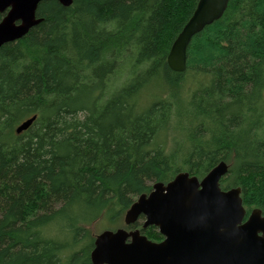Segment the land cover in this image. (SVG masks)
<instances>
[{
    "label": "trees",
    "instance_id": "1",
    "mask_svg": "<svg viewBox=\"0 0 264 264\" xmlns=\"http://www.w3.org/2000/svg\"><path fill=\"white\" fill-rule=\"evenodd\" d=\"M197 2L43 0L0 46V264H94L95 221L117 229L154 183L221 161V186L264 210V0H230L177 72Z\"/></svg>",
    "mask_w": 264,
    "mask_h": 264
},
{
    "label": "water",
    "instance_id": "2",
    "mask_svg": "<svg viewBox=\"0 0 264 264\" xmlns=\"http://www.w3.org/2000/svg\"><path fill=\"white\" fill-rule=\"evenodd\" d=\"M43 0H0V46L16 41L42 21L37 9ZM230 0H198L191 17L174 40L167 56L177 72L187 68L192 38L220 19ZM70 6L73 0H59ZM36 115L22 121L17 132L28 129ZM228 165L221 161L201 180L179 172L167 184L157 182L141 194L124 216L125 225L145 216L144 227L155 225L164 240L155 242L139 229H104L95 237L94 264H264V216L247 210L241 188L223 190L221 178Z\"/></svg>",
    "mask_w": 264,
    "mask_h": 264
},
{
    "label": "flooded vegetation",
    "instance_id": "3",
    "mask_svg": "<svg viewBox=\"0 0 264 264\" xmlns=\"http://www.w3.org/2000/svg\"><path fill=\"white\" fill-rule=\"evenodd\" d=\"M225 162V161H224ZM228 165V164H227ZM228 169H229V166H228ZM211 171V170H210ZM209 171V172H210ZM181 172H183V171H181ZM187 172V171H186ZM208 172V173H209ZM207 173V174H208ZM178 174V173H177ZM176 174V175H177ZM227 174V173H226ZM175 175V176H176ZM190 175H192V174H190ZM225 176V175H224ZM223 176V177H224ZM205 177V176H204ZM222 177V178H223ZM203 178V177H202ZM202 178H199V180H201ZM222 178H221V180H220V186H221V181H222ZM172 180V179H171ZM170 180V181H171ZM160 182H162V181H160ZM169 182V181H168ZM168 182H163V183H165V184H167ZM157 183V182H156ZM155 184V183H154ZM154 186V185H153ZM153 186H152V189L149 191V192H147L146 194H149L152 190H153ZM221 188L223 189V190H228V189H231V188H233V187H231V188H228V189H224L222 186H221ZM242 196V195H241ZM139 197V196H138ZM138 197L135 199V201L138 199ZM243 205H244V203H243ZM244 207L246 208V206L244 205ZM255 209H259V210H261V212H262V216H264V210L263 209H261V208H253V209H251V210H248L247 208H246V210H247V214H246V217H245V219H244V222L249 218V216L251 215V213H252V211L253 210H255ZM144 222H145V216L144 215H141L139 218H138V220L135 222V223H133V224H131V225H125V227L124 228H126L127 230H132V229H139L140 230V232L142 233V234H144L143 232H142V229H144V228H147L148 226H146V227H144ZM136 225H138V226H136ZM150 226V225H149ZM153 226H155V225H153ZM155 227H157V226H155ZM119 228V227H118ZM158 228V227H157ZM158 231H159V228H158ZM160 232V231H159ZM161 234V233H160ZM145 235V234H144ZM162 235V234H161ZM163 236V238L161 239V240H159V241H156V240H152V239H150V240H152V241H155V242H161L162 240H164V235H162Z\"/></svg>",
    "mask_w": 264,
    "mask_h": 264
},
{
    "label": "rangeland",
    "instance_id": "4",
    "mask_svg": "<svg viewBox=\"0 0 264 264\" xmlns=\"http://www.w3.org/2000/svg\"><path fill=\"white\" fill-rule=\"evenodd\" d=\"M174 90V89H172ZM187 91L186 90H183L178 92V96L179 95H182V97H186V94ZM181 97V96H180ZM125 216V215H124ZM124 216H122L120 218V225L118 227H125V222H124ZM109 227H112L111 224H109L108 222H105V220H98V221H95L91 226H90V229L92 230V232L94 233V235H97L99 234L101 231H103L104 229H108Z\"/></svg>",
    "mask_w": 264,
    "mask_h": 264
}]
</instances>
